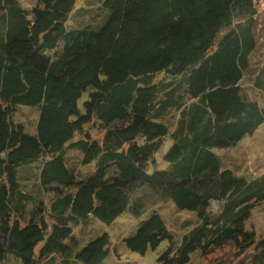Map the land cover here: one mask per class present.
I'll list each match as a JSON object with an SVG mask.
<instances>
[{
    "label": "trees",
    "instance_id": "16d2710c",
    "mask_svg": "<svg viewBox=\"0 0 264 264\" xmlns=\"http://www.w3.org/2000/svg\"><path fill=\"white\" fill-rule=\"evenodd\" d=\"M259 18L257 0H0V264H107L111 233L81 245L76 230L145 211L120 242L141 256L165 242L154 264H264L248 225L264 172L216 152L264 124ZM145 194L195 221L177 236Z\"/></svg>",
    "mask_w": 264,
    "mask_h": 264
},
{
    "label": "rangeland",
    "instance_id": "374dc122",
    "mask_svg": "<svg viewBox=\"0 0 264 264\" xmlns=\"http://www.w3.org/2000/svg\"><path fill=\"white\" fill-rule=\"evenodd\" d=\"M34 1L35 0H21V3L24 6H28L31 5ZM257 2L260 11L259 28L262 32V39L264 40V0H257ZM262 52L264 53V50L258 51L257 55L254 56V63L264 61V54ZM258 69L259 68H256L254 66V71ZM244 85L248 90L249 94L255 95L253 93L254 88L252 87L251 78H248ZM256 97L263 101V97L260 93H258ZM16 117L19 118V120L27 122L28 120L34 119L36 117V110L30 108H21ZM169 147L170 145L165 147L164 153H159L157 162V167L159 169L165 167L166 160L163 156L164 154H166ZM216 152L221 155L225 167H232L236 169L239 173L245 174L248 177L263 173L264 124L253 135L246 137L237 146L228 149H218L216 150ZM75 156L76 153L72 155V157ZM155 169L156 166L151 168L150 171L153 172ZM158 197L154 198L152 197V194H145L144 198H142V202L145 203V206L151 204L152 201H156V203L160 204L159 210L164 214L168 226L176 233L177 236L183 231L182 225L184 222L189 220L191 223H193L195 221V217L192 213L177 210L174 204L168 201V198L161 195H158ZM211 203L212 207H217V203L215 201H211ZM147 215V211L143 212L138 217L129 212L124 213L115 223L111 225L102 223L100 225V223L98 222H93L90 226H82L78 228L76 230V234L78 235V239H81L82 241L81 245H83L85 240L89 237V235H91V233H89L91 230L97 232L98 230L102 229V231L106 230L111 233L114 242L119 247L120 256L110 258L107 264H154V260L156 259L158 252L162 250L165 246V242L158 248L156 252L149 251L145 256H141L137 253H130L127 249L122 247L120 242V239L122 237L124 238L125 236L132 234V232L135 231L140 222L144 220ZM248 225L253 228L258 235H264V202L258 204L255 207L253 215L248 221ZM223 253L224 252L221 251L217 254H214L212 256L213 262H217V260H219V255H222V257H226L227 255H229L230 258L227 257V259L225 260V264H238L237 258L239 257H234L231 251L230 254L225 255ZM217 256L218 259H215V257ZM191 264H211V262L206 260V258L197 256L194 258Z\"/></svg>",
    "mask_w": 264,
    "mask_h": 264
},
{
    "label": "water",
    "instance_id": "95a60500",
    "mask_svg": "<svg viewBox=\"0 0 264 264\" xmlns=\"http://www.w3.org/2000/svg\"><path fill=\"white\" fill-rule=\"evenodd\" d=\"M218 205V204H217Z\"/></svg>",
    "mask_w": 264,
    "mask_h": 264
}]
</instances>
